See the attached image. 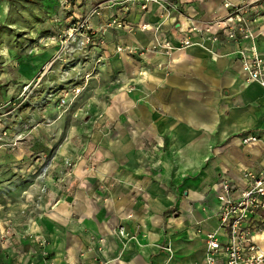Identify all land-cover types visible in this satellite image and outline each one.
<instances>
[{
  "label": "crops",
  "instance_id": "1",
  "mask_svg": "<svg viewBox=\"0 0 264 264\" xmlns=\"http://www.w3.org/2000/svg\"><path fill=\"white\" fill-rule=\"evenodd\" d=\"M170 1L174 9L151 3L144 11L139 0L110 2L127 22L149 27L105 29L98 59L103 85L87 106L98 118L90 142L98 156L87 157L85 177L75 173L69 205L54 207L56 264H202L206 233L219 231V178H232L236 195L243 168L264 169V87L248 80L236 52L239 45L248 50L250 39L238 44L221 32L213 40L210 32L193 31L192 42L171 54L115 50L164 36L176 44L171 15L182 28L190 20L200 28L214 18L223 23L224 2L252 18L259 15L249 6L264 0ZM29 5L0 0V29L22 35V48H30L26 38L41 26L31 21ZM110 10L102 11L105 19ZM252 42L262 49L259 38ZM248 133L257 139L243 143Z\"/></svg>",
  "mask_w": 264,
  "mask_h": 264
},
{
  "label": "rangeland",
  "instance_id": "2",
  "mask_svg": "<svg viewBox=\"0 0 264 264\" xmlns=\"http://www.w3.org/2000/svg\"><path fill=\"white\" fill-rule=\"evenodd\" d=\"M114 1L30 0L41 25L30 48L0 29V264H56L54 207L69 205L75 173L85 177L87 157L98 156L90 143L98 118L87 106L103 85L98 59ZM256 2L249 10L264 14Z\"/></svg>",
  "mask_w": 264,
  "mask_h": 264
},
{
  "label": "built area",
  "instance_id": "3",
  "mask_svg": "<svg viewBox=\"0 0 264 264\" xmlns=\"http://www.w3.org/2000/svg\"><path fill=\"white\" fill-rule=\"evenodd\" d=\"M151 3L161 6L164 10L175 8L170 0H139L138 6L144 11ZM223 5L227 9V14L222 24L219 18H214L198 28L190 20L189 24L182 28L181 22L174 15L169 16L167 19L175 25L171 24L177 33L176 44L164 36L146 45L120 44L116 46V49L129 55H144L157 51L171 54L192 42L189 35L193 31L210 32V38L213 40L217 39L218 33L221 32L224 37L238 44L243 39H250L252 44L247 46L248 50L245 46L239 45L236 52L241 67L247 73L248 80L255 81L264 87V30L260 27L264 24L257 26V30L251 28L264 14L250 18L244 7L229 2H224ZM113 16L111 23L116 28L130 31L136 26L141 29L149 27L146 23L132 25L118 12ZM256 38L260 40L261 50L252 42ZM240 139L243 143H248L256 140L257 136L248 133ZM240 179L243 185L236 195L237 187L232 178L221 176L216 184L220 232L208 231L206 233L205 256L202 264H264V169L243 168ZM218 235L224 236L225 240L220 241ZM165 250L170 251V246L166 245ZM92 264H102V262L94 261Z\"/></svg>",
  "mask_w": 264,
  "mask_h": 264
},
{
  "label": "bare ground",
  "instance_id": "4",
  "mask_svg": "<svg viewBox=\"0 0 264 264\" xmlns=\"http://www.w3.org/2000/svg\"><path fill=\"white\" fill-rule=\"evenodd\" d=\"M181 22V21H180ZM181 26H182V22H181Z\"/></svg>",
  "mask_w": 264,
  "mask_h": 264
}]
</instances>
